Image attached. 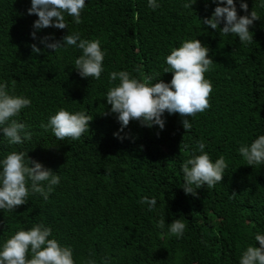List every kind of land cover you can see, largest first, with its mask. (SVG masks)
Returning <instances> with one entry per match:
<instances>
[{"label": "trees", "instance_id": "obj_1", "mask_svg": "<svg viewBox=\"0 0 264 264\" xmlns=\"http://www.w3.org/2000/svg\"><path fill=\"white\" fill-rule=\"evenodd\" d=\"M157 2L152 10L147 0H86L80 24L66 16L68 30L37 33L60 39L79 32L99 40L104 71L95 80L77 74L75 48L32 52L37 17L27 12L30 0H0V81L31 100L17 119L32 134L22 145H9L0 134V157L28 152L60 176L47 200L30 193L14 212L0 211V242L44 223L50 238L73 249L75 264H239L249 245L259 247L254 236L264 234V166H247L238 148L264 134V8L246 0L245 13L237 4L238 15L259 16L249 29L253 42L242 44L202 25L216 7L211 0H195L191 9L184 7L191 0ZM195 38L208 47L213 64L204 74L212 84L210 106L188 117L192 129H183L179 114L165 113L163 131L130 121L119 133L126 138L114 137L121 126L105 95L119 81L110 82L109 74L127 71L141 82L153 77V83H167L166 55ZM61 108L93 117L81 139L60 141L42 127ZM201 140L212 160L223 156L228 167L220 183L193 197L181 188L180 165L189 158L184 145ZM143 197H155L157 210L148 211ZM161 217L185 222L183 237L160 230Z\"/></svg>", "mask_w": 264, "mask_h": 264}, {"label": "clouds", "instance_id": "obj_2", "mask_svg": "<svg viewBox=\"0 0 264 264\" xmlns=\"http://www.w3.org/2000/svg\"><path fill=\"white\" fill-rule=\"evenodd\" d=\"M216 5L210 17L204 18L202 25L219 30L224 36L234 35L242 44L253 42V33L249 30L254 21L259 20L255 11L248 15H238L239 9L248 13L246 0H211ZM195 0L186 3L190 8ZM258 7L264 8V0H256ZM152 10L160 7L157 0H147ZM86 6V0H30L27 9L29 15L37 19L32 24L30 36L37 43L31 45L36 55L43 51L55 52L75 48L80 55L74 60V69L82 79L100 80L104 71L105 52L101 49L99 40H89L81 37L79 32L67 34L60 39L54 35L37 37L43 29L53 28L68 30L66 16L80 24L81 14ZM222 26V27H221ZM39 45V46H38ZM167 67L164 73H172V78L165 83L153 77H147L144 82L131 76L127 71H113L109 74L110 82L119 81L108 89L105 95L109 113L115 114L120 129L114 137L123 140L120 132L130 121H137L140 126L152 128L157 126L160 131L165 128V113L179 114L185 131L192 129L188 117L194 118L197 113L209 108V96L212 84L205 78V73L213 64L209 49L200 40L190 39L182 42L179 47L171 49L165 57ZM14 87L9 88L6 81H0V134L9 145H22L32 139L29 126L17 118L23 109L31 106V100L22 95L14 94ZM105 113V114H109ZM93 120L84 111L71 112L64 108L49 116L42 127L50 130L57 140L66 138L79 140L88 132L89 122ZM205 142L198 141L193 147L185 144L189 152L180 169L183 174L182 190L186 195L197 196L201 187L214 188L224 177L228 165L223 156L215 161L205 152ZM199 152V154H197ZM28 153V152H27ZM23 151H12L0 157V211L14 212L15 209L28 202L30 193L39 194L47 200L56 186L60 184V176L42 163L32 160ZM238 153L246 161L247 166H264V134H259L250 143L241 144ZM140 203L148 205V211H156L157 199L143 197ZM160 230L167 227V233L182 238L187 227L180 218L165 222L161 217L156 225ZM52 229L44 223H38L31 228L16 231L10 238L0 242V264H75L73 249L61 245L56 239L50 238ZM255 242L259 247L249 245L239 258V264H264V234L256 233ZM30 253V256H29ZM84 264H96L94 259H88ZM105 264H108L105 261Z\"/></svg>", "mask_w": 264, "mask_h": 264}]
</instances>
